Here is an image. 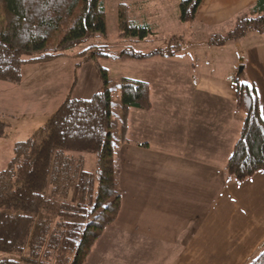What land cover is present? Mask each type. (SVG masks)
Segmentation results:
<instances>
[{"label": "trees", "instance_id": "16d2710c", "mask_svg": "<svg viewBox=\"0 0 264 264\" xmlns=\"http://www.w3.org/2000/svg\"><path fill=\"white\" fill-rule=\"evenodd\" d=\"M202 1L181 0L179 21L194 22ZM116 21L119 37L130 42H144L152 34L144 16L134 17L127 4L117 6ZM248 33L264 35V0H257L236 19L230 32L212 38L209 44L237 41ZM105 37L102 0H0V82L17 85L24 58L51 61ZM171 42L167 48L149 53L130 47L112 53L106 46L90 45L79 56L82 63L91 64L97 60L169 59L180 54L184 43L181 36ZM98 68L104 90L88 99L67 97L42 127L18 144L15 157L0 169V264H20L14 258L27 249L33 264H65L69 254L70 264H85L95 243L116 221L121 196L115 192L114 105L106 71ZM233 82L235 110L244 118L224 175L228 182L241 183L264 172V120L253 84L240 79ZM119 107L120 141L128 145L130 111L151 109L149 85L120 79ZM4 130L0 122V137ZM82 153L96 156L94 174L83 170L78 156ZM43 217L44 223H57L50 237L38 224ZM43 245L41 251L52 254L53 260L42 261L44 255L37 250ZM247 264H264V251Z\"/></svg>", "mask_w": 264, "mask_h": 264}, {"label": "rangeland", "instance_id": "374dc122", "mask_svg": "<svg viewBox=\"0 0 264 264\" xmlns=\"http://www.w3.org/2000/svg\"><path fill=\"white\" fill-rule=\"evenodd\" d=\"M102 1L105 7V38L93 39L89 43L68 52V56L59 57L51 61H28V58H24L25 62L20 67V81L18 84L0 82V122L5 125L4 133L0 137V169L5 168L15 157L14 149L18 144L25 142L35 130L42 127L55 114L67 97L88 99L94 93H100L104 90L102 74L99 68L97 69V67H100L106 71L108 88L111 91L114 105L111 135L114 141L116 169L115 192L121 197L126 196L124 198H127L125 208L130 210L133 192L135 189L139 192L138 188H140V184H133V180L139 179L140 176H171L175 173L173 164L180 160L179 154H183V157L186 158L198 155L197 151L192 149L186 152L177 149L176 152H170L169 154L154 145L158 148L146 153L145 151H138L136 147L139 146L122 145L120 141L119 109L120 79H133V77H137L136 74H139L138 76H142L149 83H153V105L151 103L150 111H139L137 116L132 115L135 118L131 120V127H134V133L139 138L141 134H155L157 127L162 129L175 127L179 129L182 120L187 121L186 115L188 114L184 112L182 117H178V113L186 109V99L189 101L188 98L193 97L195 94L184 83L178 84V79L171 74L172 72H169L170 70H154V68H159L160 66L145 68L144 65L148 64L149 66V63L145 61L140 63L135 61L97 60V64L82 63L83 59L79 56L80 53L90 45L106 46L112 53L127 47L138 52L149 53L153 50L167 48L172 43L173 37L182 36L184 43L177 63L193 69L190 73L191 76L196 78L203 74L216 79H224L225 76L229 77L227 79H234L238 68H243L242 51L237 50L241 45L240 43H235L234 40L227 41L223 47L209 44V41L217 37V35L225 36L227 34L223 29L213 30L205 28L195 32L196 25L189 28L191 24L180 22L178 19V5L181 0ZM120 4L131 6L134 17L144 16L147 20L152 29V34L144 42H130L128 39L119 37L116 9ZM251 6L245 9L244 12L248 11ZM256 45L258 46V44ZM34 57L33 59H35ZM235 59H237L239 66L237 69L231 70V62ZM135 70L138 73H134ZM244 74L243 70L240 78L241 82L246 81ZM201 98L202 124L197 129L201 130V127L210 125L211 129L219 130L225 136L226 134L229 136L224 137L225 145L222 146L221 144L215 151H209L206 150L207 135L209 133L206 134L204 131L203 135H201L204 142L202 154L210 153L209 157L214 154L218 158L217 167L221 168L223 161L226 159L225 155L227 157L232 152L233 144L230 143L232 141L236 142L239 138L238 130L241 128L244 115L234 111V109L232 111L228 102L225 104H220L221 102L215 103L213 98L203 93ZM189 104L190 113L191 103L189 102ZM169 115L176 118L171 121L167 117ZM191 115L192 112L189 116L191 123L188 128L196 129L195 118ZM178 119H180L179 122H177ZM163 122L165 123L163 124ZM182 126L186 128L184 122ZM143 128H147V131ZM126 138L129 141V134L126 135ZM78 156L81 157L80 161L82 162L83 170L94 174L96 171V156L92 153H82ZM163 159H169V161ZM163 161L164 163L162 164ZM153 162L159 163V167L151 168ZM148 166L150 168L146 170ZM140 205L142 204L139 202ZM234 212L236 213L235 208ZM206 217L194 215L191 221L193 230L190 222L185 223V226L183 225L186 228L183 227L184 229L181 232V235L184 236L182 238L184 242L180 244L172 243L169 239L153 238V235L169 233V230L166 232L161 230L147 231L144 228H139V232H131L128 228L122 227L121 223L116 222L117 217L114 225L107 228L95 243L91 255L85 264H182L184 261H187L185 264H237L244 257H249L250 260L256 254L264 251L263 245L258 252H252L251 254L256 242L245 241L242 236L236 235L234 232L229 235L223 232V237L219 240L217 239L218 233L215 234L211 230H206V228L203 229L204 232H197V226ZM219 217L224 218L225 216ZM44 220L45 217L41 218L38 224L47 229L48 237H50L53 232L52 228L57 223L51 221L44 223ZM207 220H210V215ZM179 228H182V225ZM207 232L213 234L211 241L207 240ZM196 236L197 243L195 247L190 241ZM46 245L41 246L37 253L44 255L42 261L53 260L54 256L52 254H45L41 251ZM192 251H200L199 254H195V256H201L200 262H189V257L193 255ZM180 256L183 260L178 261ZM32 257L30 250L27 249L22 256H16L14 259L20 264H33L28 261ZM71 261L72 254H69L65 264H70Z\"/></svg>", "mask_w": 264, "mask_h": 264}, {"label": "crops", "instance_id": "0c3cea01", "mask_svg": "<svg viewBox=\"0 0 264 264\" xmlns=\"http://www.w3.org/2000/svg\"><path fill=\"white\" fill-rule=\"evenodd\" d=\"M256 1L203 0L197 11L196 20L189 23L191 24L189 28L196 25L195 32L208 28L213 30L223 29V31L228 33L234 28L236 19ZM225 43L220 47H223ZM235 43H240L241 45L237 50L242 51L245 82L253 84L264 120V35L248 33L243 38L235 41ZM178 57L179 55L169 59H151L145 61L149 63V66L147 64L144 67L154 68V66H160L159 68H154V70H170L169 72H172L171 74L178 79V84L184 83L193 90L195 95L188 98L189 101L186 99V109L178 113V117H182L184 112L188 114L186 115L187 121L182 120L179 129L175 127L163 129L157 127L154 132L155 134L146 135L145 133L141 134L139 138L134 133V127H131V120L135 118L132 115L137 116L139 111L131 110L127 128V134H129L130 138L129 144L139 146L136 149L140 152L145 151L147 153L158 147L169 154L170 152H176L177 149L184 152L192 149L197 151L198 156L186 158L183 157V154H179L180 160L173 164L175 173L171 176H140L139 179L133 180V184H140V188H138L139 192L136 189L133 192L130 210H126L125 208L127 198H124L126 196L121 197V209L116 222L121 223L122 227L128 228L131 232H139V228H144L147 231L161 230L166 232L169 230V233L155 234L153 238L157 239L160 237L164 240L169 239L172 243L176 242L180 244L184 242V240L182 241L184 236L181 235V232L185 228V223H191L194 215L200 217H208L210 215V220H207L206 217L202 223H199L196 229L197 232H204L203 229L206 228V230H211L215 234L218 233V240L223 237V232L228 235L234 232L236 235L242 236L245 241L256 242L254 248L251 250V254L252 252H258L264 245V172L257 173L241 183L228 182L224 175V165L231 154L227 155V157L225 155L226 159L223 161V165L221 168H218V158L214 154H211L210 157V153L202 154L204 142L201 138L204 131L206 134L209 133L207 135L206 150L215 151L219 145H225L224 137L228 135L226 134L225 136L221 131L211 129L210 125L201 127V130L197 129L202 124L200 107L202 93L213 98L215 103L221 102L220 104H225L228 102L231 110L233 111L234 109L236 111L234 105L235 86L233 82L235 78L227 79L229 77L225 76L224 79H216L203 74L195 78L190 75L193 69L177 63ZM238 66L237 59L232 60L231 70L237 69ZM136 72L135 70L134 73ZM138 75L136 74L137 77H133V79L146 82L149 85L150 101L153 105V83H149L147 79ZM173 87L175 86L173 85ZM189 102L191 103V116L196 121V129L188 128L191 123ZM167 117L171 121L176 118L171 115ZM183 122L186 128H183ZM147 128L143 129L147 131ZM238 132L240 134V129ZM230 144L234 146L235 141H232ZM163 160L169 161V159ZM156 166L159 167V163L153 162L151 168ZM149 168L148 166L146 170ZM139 202L142 205L139 206ZM234 208L236 213L234 212ZM181 225L182 228H179ZM191 227L193 230L192 223ZM259 236H261L260 239ZM196 239L197 236L190 241L195 247L197 243ZM212 239L213 234L207 232V240L211 241ZM192 253L193 255L189 257V262H200L201 256H195L200 251H192ZM181 259L183 260L180 256L178 261H181ZM186 262L184 261L182 264ZM247 262H249V257H244L237 264H247Z\"/></svg>", "mask_w": 264, "mask_h": 264}, {"label": "water", "instance_id": "95a60500", "mask_svg": "<svg viewBox=\"0 0 264 264\" xmlns=\"http://www.w3.org/2000/svg\"><path fill=\"white\" fill-rule=\"evenodd\" d=\"M243 73V68H238V72L236 74L235 80H239L240 77L242 76Z\"/></svg>", "mask_w": 264, "mask_h": 264}]
</instances>
